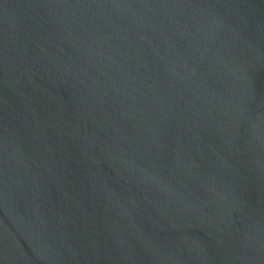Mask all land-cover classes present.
Returning a JSON list of instances; mask_svg holds the SVG:
<instances>
[{
	"label": "water",
	"instance_id": "1",
	"mask_svg": "<svg viewBox=\"0 0 264 264\" xmlns=\"http://www.w3.org/2000/svg\"><path fill=\"white\" fill-rule=\"evenodd\" d=\"M0 264H264V0H0Z\"/></svg>",
	"mask_w": 264,
	"mask_h": 264
}]
</instances>
